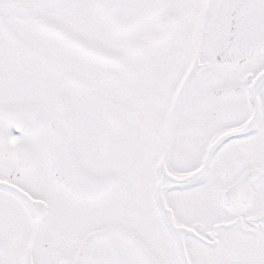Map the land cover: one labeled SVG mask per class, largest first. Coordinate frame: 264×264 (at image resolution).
<instances>
[{
    "label": "snow or ice",
    "instance_id": "snow-or-ice-1",
    "mask_svg": "<svg viewBox=\"0 0 264 264\" xmlns=\"http://www.w3.org/2000/svg\"><path fill=\"white\" fill-rule=\"evenodd\" d=\"M0 264H264V0H0Z\"/></svg>",
    "mask_w": 264,
    "mask_h": 264
}]
</instances>
